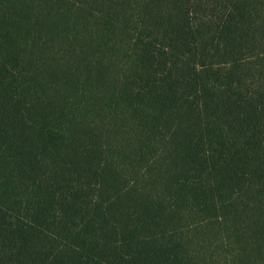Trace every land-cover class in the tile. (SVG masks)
Returning <instances> with one entry per match:
<instances>
[{
	"label": "trees",
	"instance_id": "trees-1",
	"mask_svg": "<svg viewBox=\"0 0 264 264\" xmlns=\"http://www.w3.org/2000/svg\"><path fill=\"white\" fill-rule=\"evenodd\" d=\"M0 264H264V0H0Z\"/></svg>",
	"mask_w": 264,
	"mask_h": 264
}]
</instances>
